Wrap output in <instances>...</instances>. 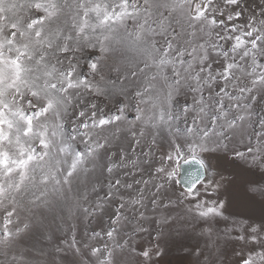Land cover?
Here are the masks:
<instances>
[{
    "label": "snow or ice",
    "instance_id": "snow-or-ice-1",
    "mask_svg": "<svg viewBox=\"0 0 264 264\" xmlns=\"http://www.w3.org/2000/svg\"><path fill=\"white\" fill-rule=\"evenodd\" d=\"M242 3L0 0V205L6 220L0 238L27 245L10 253L11 264H137L131 238L118 239L127 219L123 209L129 204L138 206L140 220L146 216L139 209L150 205L159 213L157 223L166 224L176 219L171 213L177 207L194 200L186 211L204 221L209 235L213 223L227 222L230 206L244 210L257 203L264 206V0L258 10L245 9ZM245 14L243 24L235 22ZM62 17L73 20L75 35L63 30ZM128 20L134 22L132 27ZM117 47L133 55L126 58V71L109 69L115 76L109 80L104 62ZM95 48L100 56L89 63V74L99 79L82 78L78 54ZM134 61L138 63L132 67ZM217 61L219 71L213 69ZM129 90L136 100L131 121L127 104L106 116L93 100L83 98L118 95L127 100ZM185 91L193 94L192 103L174 109V97ZM69 111L75 117V135L65 138L60 121ZM78 138L85 144L84 152L72 147ZM137 148L142 159H130L129 149L135 155ZM185 153L203 154L198 163L204 172L188 182L187 191H176L177 173L169 162ZM128 167L141 178L132 183L117 178V171ZM209 169L214 170L206 174ZM105 173L114 180L108 197L116 196L121 187L141 185L129 201L120 196L114 227L104 233L111 243L98 245L100 233L78 240L75 226L70 225L71 235L53 244L56 229L33 209L51 210L62 202L73 219L78 212L101 213L107 198L85 207L87 189L77 197L73 188L81 177L87 181ZM201 189L226 199L200 201ZM25 199L32 208H24ZM21 210L28 212L23 219ZM132 231L146 229L138 223ZM233 232L236 240L262 249L250 251L242 264H264V219L258 224L250 217L233 221L225 235L231 238ZM33 251L49 259L33 261ZM161 251L155 246V255ZM152 255L151 248L139 252L143 264ZM206 262L222 264L210 256Z\"/></svg>",
    "mask_w": 264,
    "mask_h": 264
},
{
    "label": "rangeland",
    "instance_id": "rangeland-1",
    "mask_svg": "<svg viewBox=\"0 0 264 264\" xmlns=\"http://www.w3.org/2000/svg\"><path fill=\"white\" fill-rule=\"evenodd\" d=\"M260 0H243L242 7L248 10H258L256 6L259 4ZM247 19V14L242 15L241 17L236 18V23L243 24ZM3 20V17L0 16V21ZM128 26L132 27L133 21L128 20ZM230 27L232 22H227ZM80 66L79 73L82 78L89 80H98V76H92L89 74V63L95 59V57L100 56L99 48L95 49H84L83 52L79 53ZM213 69L215 71L221 70L220 63L217 61L213 64ZM106 79L115 80V76L109 73H105ZM170 75V72H169ZM138 81L137 83H141ZM157 87H161L162 84L160 81H157ZM218 84L223 85V81H218ZM135 86V85H134ZM219 90V89H217ZM205 96L208 95L207 91L204 93ZM84 99L93 100L98 107L104 109V114L110 115L116 112V108L122 106L123 104L128 105L126 112L127 119L129 121L134 119L135 113L131 110L132 106L136 103L135 98L131 97V90H129V99L125 100L123 96H109L105 98L104 96L100 97H91L85 96ZM193 101V94L191 92H183L182 94L176 95L174 97V109H179L186 104H191ZM259 111V109L257 110ZM53 117L51 118V120ZM74 119L75 117L71 114L65 115L61 120L63 128V136L66 138L71 135H75L74 129ZM190 123V120H189ZM121 128L126 127V125L121 124ZM179 127L183 128V121L179 122ZM114 129H108L111 131ZM251 131V129H249ZM253 137V141H254ZM37 151H41L40 146L37 144ZM73 149L77 152L85 151V144L79 142V138L76 143L73 144ZM237 147L240 150H243V145H238ZM147 151V149H143ZM141 149H136V154L132 155V150L129 149V158L138 159ZM189 156H198L201 159H204L203 154L193 155L190 153H185L180 157H176L174 160L169 162V168L175 169L177 175L174 177L176 183L174 184V189L176 191H187L184 190L178 183L179 176V163L182 159ZM142 159V158H141ZM216 161L213 160L212 164L215 165ZM214 169H209L207 174H210ZM128 173V175H125ZM117 178H120L124 183H132L135 179H140L139 173L135 172L131 167L119 169L116 173ZM227 176V174H225ZM147 178V177H145ZM110 182L114 183L112 177L108 174L98 177H90L87 181H84L81 177V182L74 186L73 195L79 196L80 194H86L88 196V203L85 204V207L95 205L98 201H103L107 198L108 203L105 204L104 209L101 213L95 215L85 216L83 213L78 212L75 218H71L68 215L66 206L62 202L54 203V206L51 210L46 208L33 209V212L37 215H42L45 217L46 222L52 224L53 228L56 229L55 238L53 244H59L63 239L68 238L72 229L70 225L75 226V233L78 240L85 241L89 236H92L94 233H100V236L96 238L98 245L105 243H111L104 233L110 230L113 225V220L116 219V210L120 207V196L124 197L125 201H129L131 198L136 196V189H139L141 185H135L133 189H127L121 187L119 193L114 197H108L107 193L109 192ZM95 185V190H92V186ZM38 194V193H37ZM30 198V197H29ZM55 200V197H51ZM217 198L224 200L226 197L220 195L219 193H212L211 191L204 193L201 189V195L199 197L200 201H211L216 200ZM148 204V201H145ZM195 201L191 203L185 202L177 207L171 215L175 216L176 219L170 223L160 224L157 223V218L159 213L153 212L151 207L147 209H139L145 211L146 219L140 220L138 217V206L128 205L123 209L124 215L127 217L123 221V224L120 229L118 239H128L131 238L132 245L137 248V264H143V258L139 256V252L142 250L153 249V255L151 261L148 264H207L206 257H211L213 261L222 262V264H242V258H247L250 251L258 253L262 251L259 246L253 248L252 245H246L241 241L235 239L236 233L233 232L231 238L225 235V230L229 228L233 221L244 220L247 221V218H251L252 221L257 224L264 219V206L259 203L254 204L249 210L241 209L235 205L230 206L225 212V217H227V222L223 219H220L218 223H213L212 227L214 229L211 235L207 234L204 229L206 225L203 220H201L194 213H188L186 210L193 207ZM24 208L30 209L32 206L28 204L27 199L24 201ZM10 210V209H9ZM243 213L244 216H240ZM28 215L27 211L21 210L20 217L21 219L25 218ZM16 217H13L15 221ZM6 223L5 212L3 208H0V228ZM140 224L146 231L138 232L133 234V228ZM57 225L60 227L57 229ZM158 233H160L158 238ZM30 243L35 244V241ZM159 246L162 250L159 256L155 255V246ZM27 245L24 242L16 245L19 249L21 247H26ZM46 251H51L50 246H45ZM65 255H68L71 258V253L66 252ZM33 261L43 262L49 257H41L38 252H32L31 257Z\"/></svg>",
    "mask_w": 264,
    "mask_h": 264
},
{
    "label": "clouds",
    "instance_id": "clouds-1",
    "mask_svg": "<svg viewBox=\"0 0 264 264\" xmlns=\"http://www.w3.org/2000/svg\"><path fill=\"white\" fill-rule=\"evenodd\" d=\"M4 8H5V12L7 13L9 5L5 4ZM9 19H12V15L10 13H9ZM62 20H63V23L61 26L63 27V30L65 32L72 31L73 35H75V30L71 27L73 20L63 19V17H62ZM5 23L7 22L5 21ZM132 55L133 54L131 52L126 51L123 48L117 47L111 53V55L107 58V60H105L104 62L105 73H108L109 69H116V68H119L120 71H126L128 67L126 58H131ZM135 63H138V61H134L131 66L135 67ZM69 114H70V111L66 113L65 115H69ZM51 118L52 116H49L47 119L51 121ZM60 125L63 131L61 121H60ZM3 207L4 205H0V208H3ZM15 248H16V245L5 243L4 240L0 238V264H11L9 255L12 251L15 250Z\"/></svg>",
    "mask_w": 264,
    "mask_h": 264
},
{
    "label": "water",
    "instance_id": "water-1",
    "mask_svg": "<svg viewBox=\"0 0 264 264\" xmlns=\"http://www.w3.org/2000/svg\"><path fill=\"white\" fill-rule=\"evenodd\" d=\"M202 160L198 156H189L184 158L179 163V176L178 183L184 189L187 190L188 182L194 179L197 175L204 172V169L200 167L198 161ZM207 174V173H206Z\"/></svg>",
    "mask_w": 264,
    "mask_h": 264
}]
</instances>
